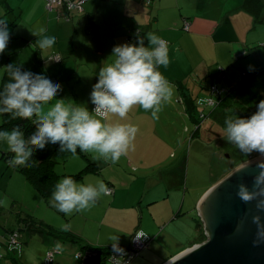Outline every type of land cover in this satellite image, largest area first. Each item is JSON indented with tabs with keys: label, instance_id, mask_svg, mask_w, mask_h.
Returning a JSON list of instances; mask_svg holds the SVG:
<instances>
[{
	"label": "crops",
	"instance_id": "crops-1",
	"mask_svg": "<svg viewBox=\"0 0 264 264\" xmlns=\"http://www.w3.org/2000/svg\"><path fill=\"white\" fill-rule=\"evenodd\" d=\"M0 3L9 5L11 11L18 3L20 14L26 13L35 19L31 26L36 24V27L32 32H38L43 27L47 32L49 25L52 24L50 21L63 23L61 20L64 18L57 11L52 10L54 13L51 15L45 13V0H0ZM146 6L142 13L133 9L136 19L134 25L124 27L126 32L123 35L126 38L112 40L107 51L104 45L95 47L96 44L93 49H86L83 56L77 53L75 47L72 52L70 48H64L58 53L52 49L40 50L42 65L45 67L44 74L51 80H56L59 76L60 85L65 82L73 96L72 103L85 104L91 111L94 106L89 95L92 85L98 79L99 69L113 59L110 55L114 45L127 43L128 34L137 31H140L141 35L154 32L167 42L171 62L167 68L161 66L159 70L173 86V96L162 105V111L158 113L159 118L153 119L150 111L135 106L125 122L137 125L139 132L133 142L134 148L130 149L126 156H122L116 164L91 158L92 165L88 168L85 165L75 172L76 169L73 167L59 174V179L61 176L71 175L78 183H95L102 180L107 188L113 187V192L102 195L90 210L76 212L82 215L84 221L98 223L97 231L91 230L90 235L84 222L85 224L80 226L69 223L71 227L68 232L79 236L86 244L97 246L114 245L110 240L114 235L118 237L116 246H126L134 233L141 232L148 239V244L140 255L128 264H163L184 249L201 242V238H205L196 206L211 185L195 193L196 186L187 183L188 166L185 163L182 142L187 132L185 119L190 120L184 112V102L179 99L181 96L179 87L193 100L197 101L201 96L209 97L211 95L207 86L209 75L218 74L222 75L221 77L226 75V81L234 82L238 78L237 73L230 72L234 59L241 58L249 52L257 53L255 49L251 50L248 47L249 44L260 42L259 45H264V27L259 26L260 22L264 21L257 20L245 8V0H150ZM84 10L83 7V12ZM85 17L86 15H74L72 19L65 20L76 29L77 24ZM184 19L190 22L187 30L183 29ZM32 32H28L26 38L36 41L37 37ZM199 40L207 44L213 57H207L202 53L198 48ZM91 45L93 46L92 40ZM145 45L147 46L146 38ZM242 51L245 53L241 55ZM55 54H63L64 59L58 62L59 64H52L54 62L51 56ZM102 54L105 55L100 58ZM67 58L74 61V66L66 63ZM263 61V55L253 58V63L259 68L263 66ZM54 67H59L60 74H57ZM93 68L96 71H93ZM200 83L205 87L203 88ZM196 88H202L206 93L199 94ZM58 97H61L60 92ZM213 98L216 101V95ZM210 107L212 109L213 106ZM199 110L207 115L205 119H209L206 125L217 126L209 118V112L206 113L205 109ZM204 124L203 120L201 124L195 126L194 134ZM56 145L55 149L58 147V144ZM55 152L57 154L53 157L55 160L63 158L64 155L58 150ZM25 179L28 181L26 177ZM92 215H96L95 221ZM13 231L16 232V229H10L8 233ZM20 232L18 229V239ZM76 244L79 250V245ZM15 245L8 246L15 248ZM73 248L76 249L75 246L70 247L71 250ZM56 254L58 253L54 256Z\"/></svg>",
	"mask_w": 264,
	"mask_h": 264
},
{
	"label": "clouds",
	"instance_id": "clouds-1",
	"mask_svg": "<svg viewBox=\"0 0 264 264\" xmlns=\"http://www.w3.org/2000/svg\"><path fill=\"white\" fill-rule=\"evenodd\" d=\"M32 34L37 37L35 42L40 50L51 49L56 43V37L47 35L44 28ZM135 35V43L114 45L110 55L113 59L99 69L89 94L94 105L91 111L85 104L66 103L64 98H57L62 90L60 83L43 72L22 70L17 64L4 66L9 79L0 90V115L29 120L34 125V131L27 137L19 126L0 130V142L13 154L7 161L9 166H30L34 152L44 150L48 144H58L61 153L76 155L79 149L91 154L94 160L112 164L134 148L139 128L125 122L130 111L139 106L158 119L162 105L173 96V86L159 70L171 62L167 42L154 32L141 35L137 31ZM9 39L8 20L0 19V53L6 50ZM224 125V139L228 143L247 156L257 153L264 157V99L248 117L230 111ZM257 167L259 172L254 177L252 190L241 182L238 196L245 203L255 200L257 210L264 211V159L257 161ZM102 195H108L102 180L78 183L73 176L65 175L54 185L49 203L70 216L90 210ZM252 221L257 226L253 244L264 242L260 216L254 215ZM70 227L64 224L61 230L67 232ZM110 240L114 242V251H122L116 246L117 236ZM55 250L63 252V245L57 242Z\"/></svg>",
	"mask_w": 264,
	"mask_h": 264
},
{
	"label": "rangeland",
	"instance_id": "rangeland-1",
	"mask_svg": "<svg viewBox=\"0 0 264 264\" xmlns=\"http://www.w3.org/2000/svg\"><path fill=\"white\" fill-rule=\"evenodd\" d=\"M149 1L86 0L83 4L85 12L80 11L76 14L77 16L86 15V17L81 23L77 24L76 29L65 19L61 20L62 24L50 21L52 24L49 25L46 34L56 37V43L51 49L58 53L64 48H70L72 52L75 47L77 53L83 56L86 49H93L94 44H96L95 47L104 45L107 51L111 47L112 40H124L126 38L123 35L126 32L124 27L134 25L136 19L135 14L132 12L133 9L135 11L140 10L142 13L147 8L146 3H149ZM17 5L18 3L15 4L16 7L12 5L13 10L11 11L7 7L9 5L5 6V4L0 3V19L6 18L8 20L10 33L7 48L3 53H0V89L4 66L7 61L23 66L33 73H42L43 68H45L42 65L41 52L36 42L26 38L28 32H32L36 27V24L31 26L35 19H32L33 17H30L29 14H20ZM44 11L49 13L48 15L54 13L47 10L45 4ZM54 16L56 18V14ZM259 26L264 27V22H260ZM259 43L256 42L254 45L249 44L248 46L251 50L255 49L257 53L252 54L249 52L241 58L234 59L230 72L237 73L238 78L235 81L241 78L244 71L250 72L259 69V66L253 63L255 56H264V45H259ZM198 48L205 56L213 57L210 48L202 40L198 41ZM104 55L102 54L100 58H103ZM250 62L253 64L250 65ZM55 63L59 64L58 62L52 64ZM66 63L71 67L74 66V61L71 58H67ZM262 65H264V61ZM54 68L57 74H60L59 67ZM94 70L96 71L95 68H93ZM56 78L53 81L60 83V77L57 76ZM61 87L60 98H64L66 103H72L73 96L69 93L67 84L63 82ZM196 90H199V94L206 93L202 88H196ZM199 107H203V105H199ZM204 109L208 113L211 107L207 105ZM206 120L207 118L204 120V126H200V129L194 134L195 125L185 119L187 132L182 142V149H184L185 163L188 166L186 167L187 183L196 186L195 193L203 191L208 185L214 184L230 172L238 164L242 155L234 145L224 139L222 129L218 126L206 125L209 119ZM1 122L2 115H0ZM56 146V144H48L44 150H36L33 159L38 156L52 158L55 161L54 170L60 175L73 167L76 172L81 167L92 163V155L80 152L79 149H77L76 155L58 151L64 156L62 159L55 160L53 157L57 156L55 151L58 150L59 145L55 149ZM53 154L55 155L53 156ZM12 155L11 152L6 150V145L0 142V255L2 256L0 257V264H53V262L54 264H79V260L76 259L77 244L64 240L55 231H62L61 227L64 224L71 223L74 225L75 223L80 226L86 222L87 231L92 235L91 230L97 231L98 223L84 221L82 215L76 212L70 216H65L62 212L53 208L49 203L51 198L49 200L43 198L21 172L8 165L7 161ZM98 212H100V209ZM92 219L95 221L96 215H92ZM10 229H20L21 231L16 245L10 243L11 233H8ZM57 242L63 245V252L54 256L57 253L55 250ZM9 244L15 245V248H9ZM72 246H75L76 249L71 250L70 247ZM48 251L54 253V258L52 257L51 261L46 258ZM109 262L105 264H111Z\"/></svg>",
	"mask_w": 264,
	"mask_h": 264
},
{
	"label": "water",
	"instance_id": "water-1",
	"mask_svg": "<svg viewBox=\"0 0 264 264\" xmlns=\"http://www.w3.org/2000/svg\"><path fill=\"white\" fill-rule=\"evenodd\" d=\"M262 159L257 155L238 163L204 192L196 208L205 239L163 264H264V242L253 244L257 226L252 221L258 214L264 224V211L257 210L255 200L245 203L238 196L241 182L252 190Z\"/></svg>",
	"mask_w": 264,
	"mask_h": 264
},
{
	"label": "trees",
	"instance_id": "trees-1",
	"mask_svg": "<svg viewBox=\"0 0 264 264\" xmlns=\"http://www.w3.org/2000/svg\"><path fill=\"white\" fill-rule=\"evenodd\" d=\"M263 3V0H245V8L248 9V11H250L257 20L264 21V12H262ZM76 14L77 12H73L68 20L72 19ZM59 15L64 19H67L64 17L66 14L62 13ZM136 33L137 32H131L130 34H128L127 43L136 42ZM244 53L245 51H242L241 55ZM54 56H59V60H54ZM63 59L64 58L61 54H55L51 56V60L53 62H61L63 61ZM8 64L14 63H12L11 61H7L5 66ZM21 69L27 70L23 66H21ZM221 76L222 75L218 74L209 75L210 79L208 80V89H210L212 85H215L217 93L215 94V104L209 111L208 116L211 121L215 122L216 125L224 131V118L227 114H229L230 111H235L239 116L248 117L256 111V105L258 104V102L261 99H264V65L254 71H244L241 78L234 82L226 81V75H224L223 77ZM8 79L9 77L4 68L0 90L3 89V85L8 81ZM202 86L203 88L205 87L204 84H202ZM179 88L181 91V96L179 99L184 102V112L188 116L189 120L192 121L195 126H198L203 122V120H205V117L207 116L205 114L204 117L199 116V108L202 111H204V108H198V104L201 103L199 105L205 106V103L198 102L197 104V101L195 99L193 100L181 87ZM16 126H19L24 131L26 137L34 131V125L31 121L12 119L9 115H2L0 130H10L11 128ZM197 130L198 129H196V131ZM257 155V153H252L250 156H247L242 153L239 162H243ZM54 163L55 161L50 157L38 156L29 161L30 166H16L15 169L25 175L28 181L35 187V189L43 198L49 200L54 185L57 183L59 178V174L54 170ZM90 164L92 165V163ZM90 164L88 166H90ZM88 166H86V168H88ZM55 232L66 241L78 243V251L80 254L81 262L85 258L84 256H88V259L84 260L88 261L90 264H103L114 249V245L97 246L86 244L82 240H80L79 236L73 234L72 232ZM204 239L205 238H201V241H203ZM119 246L124 247L125 245Z\"/></svg>",
	"mask_w": 264,
	"mask_h": 264
},
{
	"label": "built area",
	"instance_id": "built-area-1",
	"mask_svg": "<svg viewBox=\"0 0 264 264\" xmlns=\"http://www.w3.org/2000/svg\"><path fill=\"white\" fill-rule=\"evenodd\" d=\"M86 0H46L45 1V8L49 11L54 10L57 11L58 14H66L64 17L69 18L70 15L73 12H80L83 11V4ZM190 27V22L186 19L183 20V29L187 30ZM54 60L57 61L59 60V56H54ZM217 93L216 91V86L212 85L210 87V96L209 97H199L197 102H202L205 103V105L213 106L215 104L213 96ZM201 104V103H199ZM94 108V106H93ZM200 117H203L204 114L203 112H200L199 114ZM108 194L113 192V187L109 186L108 188ZM140 235L139 237L137 235ZM18 241V233L17 231H13L10 235V243L16 244ZM148 239L143 236L141 232H136L133 234V236L130 239V242L127 246L121 247L117 246L119 249L122 251H114L109 254L108 258L106 261H111L114 264H128L133 258L137 257L140 252L147 246ZM53 252L48 251L46 258L48 261L52 259L53 257ZM80 256L79 251L76 253V257ZM84 259H88V256H84ZM83 261L81 262L79 260V264H90L88 261Z\"/></svg>",
	"mask_w": 264,
	"mask_h": 264
}]
</instances>
